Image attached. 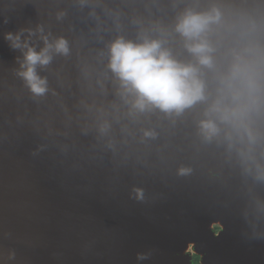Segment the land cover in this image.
<instances>
[{
	"label": "water",
	"instance_id": "water-1",
	"mask_svg": "<svg viewBox=\"0 0 264 264\" xmlns=\"http://www.w3.org/2000/svg\"><path fill=\"white\" fill-rule=\"evenodd\" d=\"M213 8L221 22L209 33L208 100L180 114L133 109L108 68L111 43L159 39L195 63L175 26L188 10ZM28 30L36 51L41 36L69 47L37 66L43 95L19 75L24 53L5 39ZM237 52L257 61L262 87L242 127L218 122L206 139L200 121ZM257 172L264 0H0V264H192V243L202 264H264V250L250 248L254 229L264 231Z\"/></svg>",
	"mask_w": 264,
	"mask_h": 264
},
{
	"label": "clouds",
	"instance_id": "clouds-1",
	"mask_svg": "<svg viewBox=\"0 0 264 264\" xmlns=\"http://www.w3.org/2000/svg\"><path fill=\"white\" fill-rule=\"evenodd\" d=\"M220 22L221 14L215 8L207 12L188 10L178 19L175 31L184 38L187 51L196 57L195 63L177 59L159 39L144 37L141 42H135L120 37L113 41L109 48L108 68L120 81L124 92L134 96L132 108L139 112L157 108L180 114L198 102L207 101L203 69H215L213 53L216 49L209 33L213 25ZM28 31L29 37L22 38L23 33L18 32L7 33L5 39L11 41L12 48L24 53L19 75L34 94L43 95L47 91V80L37 74V66H47L54 53L67 55L69 47L63 37L50 41L48 36H41L45 46L36 51L29 42L34 33ZM256 64L255 59L246 60L237 52L228 71L218 76L216 98L199 125L206 139L219 135L218 122L236 129L242 127L243 119L262 87Z\"/></svg>",
	"mask_w": 264,
	"mask_h": 264
},
{
	"label": "flooded vegetation",
	"instance_id": "flooded-vegetation-1",
	"mask_svg": "<svg viewBox=\"0 0 264 264\" xmlns=\"http://www.w3.org/2000/svg\"><path fill=\"white\" fill-rule=\"evenodd\" d=\"M253 176L254 177H258V176H263L264 177V174H262L260 172H257V173H254ZM263 183H264V178L261 181L256 182L255 185H260V184H263ZM253 188H252L253 189L252 191H254V190L256 191L257 189H260L259 186H255ZM262 213L263 212H260L259 214L261 215ZM213 229H214V231L216 233H218V232H220L222 230V227H221L220 224H217L216 227H213ZM261 230L262 229H254V232L255 233L252 232L253 235H251L252 239H250V240H252L253 242H256L255 244L251 245V247H250L253 250H255V249L256 250H258V249L259 250L260 249H263L264 250V245H262V243L264 242V231L260 233ZM188 252L190 253V256L192 258V264H194V262L196 260V257L199 258V263L202 264V256H201V254H198V252L196 251L195 246H190Z\"/></svg>",
	"mask_w": 264,
	"mask_h": 264
},
{
	"label": "trees",
	"instance_id": "trees-1",
	"mask_svg": "<svg viewBox=\"0 0 264 264\" xmlns=\"http://www.w3.org/2000/svg\"><path fill=\"white\" fill-rule=\"evenodd\" d=\"M195 263H196V264H200V263H199V258H198V257H196V260H195L194 264H195Z\"/></svg>",
	"mask_w": 264,
	"mask_h": 264
},
{
	"label": "rangeland",
	"instance_id": "rangeland-1",
	"mask_svg": "<svg viewBox=\"0 0 264 264\" xmlns=\"http://www.w3.org/2000/svg\"><path fill=\"white\" fill-rule=\"evenodd\" d=\"M214 227H216V225H215ZM194 245H195V244H191L190 246H194ZM190 246H189V247H190Z\"/></svg>",
	"mask_w": 264,
	"mask_h": 264
},
{
	"label": "bare ground",
	"instance_id": "bare-ground-1",
	"mask_svg": "<svg viewBox=\"0 0 264 264\" xmlns=\"http://www.w3.org/2000/svg\"><path fill=\"white\" fill-rule=\"evenodd\" d=\"M192 244H194V243H192ZM191 245V244H190Z\"/></svg>",
	"mask_w": 264,
	"mask_h": 264
}]
</instances>
